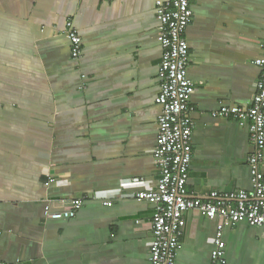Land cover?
<instances>
[{
    "label": "crops",
    "instance_id": "obj_1",
    "mask_svg": "<svg viewBox=\"0 0 264 264\" xmlns=\"http://www.w3.org/2000/svg\"><path fill=\"white\" fill-rule=\"evenodd\" d=\"M158 1L0 0V264H150L154 205L136 194L160 177ZM191 7L187 190L206 199L252 189L249 121L215 112L253 103L264 0ZM68 19L82 37L79 59ZM50 199L54 212L83 204L46 218ZM185 216L176 264H221L211 255L221 218ZM223 237V264H264V225L226 226Z\"/></svg>",
    "mask_w": 264,
    "mask_h": 264
},
{
    "label": "built area",
    "instance_id": "obj_2",
    "mask_svg": "<svg viewBox=\"0 0 264 264\" xmlns=\"http://www.w3.org/2000/svg\"><path fill=\"white\" fill-rule=\"evenodd\" d=\"M156 16L159 40L163 49L159 67L160 94L157 102L162 106L159 115V135L154 156L160 168L157 188L136 194L139 200L154 205L150 245V264H176L181 237L186 226L185 214L197 210L208 218H221L213 238V263H226V241L223 237L226 226L245 222L253 227L264 225V56L254 63L263 68L257 81V92L252 105H221L215 112L239 121H249L253 151L248 157L252 189L237 190L231 195L217 191L206 198L189 194L187 181L193 157V123L189 115L190 98L195 83L188 76L190 63L186 30L192 20L191 0H159ZM67 36L72 42V56L79 59L83 53L82 37L73 20L67 21ZM52 178L46 180L49 186ZM52 199L48 200L46 218L73 217L83 201L75 199L65 211H52ZM111 205V203H108Z\"/></svg>",
    "mask_w": 264,
    "mask_h": 264
}]
</instances>
